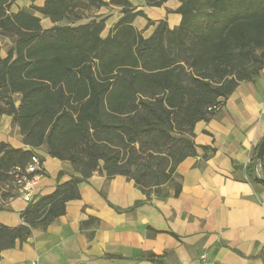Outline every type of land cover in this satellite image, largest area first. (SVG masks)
Listing matches in <instances>:
<instances>
[{
  "label": "trees",
  "instance_id": "trees-1",
  "mask_svg": "<svg viewBox=\"0 0 264 264\" xmlns=\"http://www.w3.org/2000/svg\"><path fill=\"white\" fill-rule=\"evenodd\" d=\"M15 1L0 0V36L12 42L6 57L0 52V116L12 118L28 149L0 144V184L7 187L0 202L16 194L12 170L25 169L40 148L70 162L74 175L52 194L36 196L18 227L0 224V261L2 252L65 215L67 203L80 198L78 185L96 172L133 180L147 199L168 198L170 186L178 196L177 168L197 154V123L210 121L240 83L264 68V0H185L176 11L181 24L170 29L161 21L150 38L134 27L145 14L130 1L85 0L88 8H122L105 39V19L72 25L82 16L79 0L32 5L55 24L47 30L32 11L11 12ZM145 1L161 7L167 0ZM64 21L71 24L58 25ZM259 145L245 172L264 187ZM202 149L205 159L214 153ZM148 259L164 264L154 254Z\"/></svg>",
  "mask_w": 264,
  "mask_h": 264
},
{
  "label": "crops",
  "instance_id": "crops-1",
  "mask_svg": "<svg viewBox=\"0 0 264 264\" xmlns=\"http://www.w3.org/2000/svg\"><path fill=\"white\" fill-rule=\"evenodd\" d=\"M46 1L16 0L11 12L32 11L47 30L55 24L31 10ZM128 1L145 14L133 23L144 38H150L161 21L170 29L181 24L176 11L185 0H167L161 7L148 6L145 0ZM89 9L92 18L81 16L72 25L105 19L103 39L123 16L115 5ZM68 24L71 21L58 23ZM194 133L197 154L177 168L182 186L178 196L170 186L168 198L153 194L147 199L133 180L96 172L78 185L80 198L67 203L65 215L46 231L36 230L27 242L2 252L0 264H156L149 254L164 264H264V187L245 172L264 138V77L240 83L210 121L197 123ZM1 143L28 149L20 129L6 115L0 116ZM202 147H211L214 153L205 159ZM36 156L43 166L37 197L52 194L74 175L70 162L51 157L46 148L36 150ZM0 207V224L14 228L23 223L21 213L28 203L16 193ZM89 219L95 220L82 231L81 223Z\"/></svg>",
  "mask_w": 264,
  "mask_h": 264
},
{
  "label": "built area",
  "instance_id": "built-area-1",
  "mask_svg": "<svg viewBox=\"0 0 264 264\" xmlns=\"http://www.w3.org/2000/svg\"><path fill=\"white\" fill-rule=\"evenodd\" d=\"M261 75L264 77V68L261 70ZM215 109L218 110L219 108ZM42 174L43 166L37 156L32 158L25 169L16 167L11 172L16 193L28 204L35 200L37 186Z\"/></svg>",
  "mask_w": 264,
  "mask_h": 264
},
{
  "label": "rangeland",
  "instance_id": "rangeland-1",
  "mask_svg": "<svg viewBox=\"0 0 264 264\" xmlns=\"http://www.w3.org/2000/svg\"><path fill=\"white\" fill-rule=\"evenodd\" d=\"M81 3V9L79 10V13L82 15V17L85 19H89L93 17V10L89 9L88 6H86L85 0H79ZM12 46V42L10 39L4 38L0 36V52L2 57L7 55V52L10 50ZM17 98V97H16ZM179 182L178 178L174 179V182L172 183L173 186L176 185ZM7 192V187L0 184V196H2L3 193Z\"/></svg>",
  "mask_w": 264,
  "mask_h": 264
},
{
  "label": "water",
  "instance_id": "water-1",
  "mask_svg": "<svg viewBox=\"0 0 264 264\" xmlns=\"http://www.w3.org/2000/svg\"><path fill=\"white\" fill-rule=\"evenodd\" d=\"M263 157H264V138L262 139V141H261V143L259 145V150H258V153H257V159L260 160Z\"/></svg>",
  "mask_w": 264,
  "mask_h": 264
}]
</instances>
